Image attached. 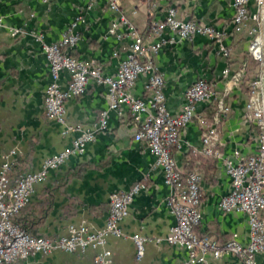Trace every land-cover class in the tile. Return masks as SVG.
<instances>
[{"label":"crops","instance_id":"obj_1","mask_svg":"<svg viewBox=\"0 0 264 264\" xmlns=\"http://www.w3.org/2000/svg\"><path fill=\"white\" fill-rule=\"evenodd\" d=\"M232 1L160 0L155 6L151 0H119V3L144 38L152 21L162 20L167 8L175 6L179 19L203 23L221 32L223 42L233 53L237 48L247 49L250 22L234 31ZM115 15L102 0H0L2 23L25 31L12 36L6 27H0V165L3 156L13 150L9 155L11 164L22 159L24 173L36 171L45 158L69 147L76 135L75 132L62 134L64 125L49 119L45 113L49 63L33 32L43 33L46 42H55L72 29L78 39L69 52L79 60L93 61L104 75L114 76L130 42L128 37L118 39L109 33ZM118 31L124 28L120 26ZM150 40L159 42L153 61L163 77L167 110L178 114L185 103V90L196 80L205 79L215 97L229 106L227 114L220 117L216 147L234 161L238 160L236 152L239 157L253 153L258 142L255 128L246 117V99L230 71L223 75L227 65L217 44L202 34L182 39L169 28ZM148 79V73H141L129 92L137 98L149 96ZM67 83L68 73L63 71L59 85L64 88ZM106 91L105 84L90 80L83 94L64 102L66 123L79 122L94 129L100 113L108 110L107 126L96 131L95 138L85 144L82 153L69 155L64 163L49 170L44 181L34 184L30 199H38L46 191L53 195L51 210L41 229L53 237L65 234L69 224L83 221L91 229H98L105 224L111 193L126 191L141 180L144 186L133 195L127 214L119 221L123 235L106 239L112 264H180L187 255L183 247L153 241L165 236L175 223L166 203L169 190L162 169L153 165L154 155L146 142L134 139L137 126L127 106H120V114L109 109ZM211 101L197 102L196 114L206 116L211 111ZM201 133L202 127L195 117L181 128L180 147L173 151L178 167L187 170L192 166L201 176V219L195 231L219 243L235 233L237 241L246 245L247 214L219 206L221 197L231 190V178L223 159L190 156L193 149L202 146ZM133 233L149 239L140 259L135 257V245L130 238ZM95 253L92 248L83 253L55 250L47 255L30 254L10 264H97ZM256 260L264 264V254H257ZM207 261L208 264H241L239 257L230 253L219 257L208 254Z\"/></svg>","mask_w":264,"mask_h":264},{"label":"built area","instance_id":"obj_2","mask_svg":"<svg viewBox=\"0 0 264 264\" xmlns=\"http://www.w3.org/2000/svg\"><path fill=\"white\" fill-rule=\"evenodd\" d=\"M102 1L116 13L111 20L109 33L118 39L130 38L126 56L114 76L104 75L101 67L93 61L79 60L69 52V48H72L78 39L72 29L65 31L55 42H46L41 32L32 34L35 40L41 43L49 63L50 80L45 89V113L49 119L64 125L62 134L75 132L76 135L69 147L48 156L38 170L24 173L15 178L12 184L6 173L11 166L9 155L14 151L3 156L4 160L0 165V264L19 258L25 259L30 254L47 255L55 250L83 253L88 248L96 250L97 264H112L111 251L105 246L106 239L108 236L123 235L119 221L127 214L133 195L144 186L141 180L126 191L111 193L105 224L98 229H91L83 221L80 224H69L67 232L57 237H33L10 220V217L30 200L35 183L44 181L49 170L64 163L69 155L82 153L85 144L95 138L96 131L106 128L108 110L100 113L94 129L79 122L65 121V100L83 94L90 80L107 86L105 97L109 109H116L120 114L122 113L120 106H127L137 126L134 139L146 142L154 155L153 165L162 169L164 182L169 190L166 203L174 215L175 223L165 236L156 237L153 241L183 247L187 255L180 264H208V254L219 257L224 253L237 255L241 264H258L256 255L264 254V87L261 71L264 0L232 1L233 24L240 30L250 22L247 31L249 36L247 50L250 60L260 64L259 76L248 84L249 94L245 101L246 117L255 128L258 145L257 149L246 157H239V153L236 152L237 161L229 156H223L216 147L219 132L214 121L229 111V106L223 99L219 100L220 109L212 119L196 114L197 102L210 101L215 97V92L207 80L198 79L185 90V103L178 114H171L167 110L162 89L163 77L153 61V54L159 42L150 40L165 28H169L182 39L202 34L215 42L219 54L225 57L230 49L223 42L222 33L203 23L179 19L176 7L169 6L162 20L152 21L150 32L144 38L121 10L119 0ZM158 1L160 0H151V4L155 6ZM1 26L6 27L12 36L25 33L21 27L6 26L0 18ZM120 26L124 31H118ZM245 65L233 74L232 79L236 82ZM63 71L68 73V83L61 88L59 77ZM141 73L149 74L146 87L151 94L145 98L134 97L129 92ZM222 73L228 75V68L225 67ZM227 92L228 90L225 93ZM195 117L202 127V146L193 149L192 153L195 156L223 159L226 172L231 178V190L221 197L219 206L226 211L236 210L247 214L249 241L246 245L237 241L235 233L219 243L216 239L195 231V226L201 219V176L196 170L186 171L178 167L171 151L172 147H180L181 128ZM130 238L135 245V257L140 259L144 255L145 243L149 239L138 233H133Z\"/></svg>","mask_w":264,"mask_h":264},{"label":"trees","instance_id":"obj_3","mask_svg":"<svg viewBox=\"0 0 264 264\" xmlns=\"http://www.w3.org/2000/svg\"><path fill=\"white\" fill-rule=\"evenodd\" d=\"M234 31H236V26L234 25ZM243 41L245 38H242ZM247 45L249 42V36L247 34ZM234 49V48H233ZM236 53V54H235ZM226 61V65L228 70L230 71L231 78L234 73L238 72L244 67V71L241 73L240 78L237 82L239 85L242 94L245 96V99H247L249 94V88L248 84L256 79L259 76L260 73V64L254 63L252 66H248V63L250 61V56L247 49H241L237 48L236 52H231V49L229 51V54L225 57L221 56ZM218 98H213L210 102L211 111L206 114V117L209 119H212L213 116L217 113L218 109ZM216 127L220 124V117L218 120L214 121ZM175 147H172L171 151L173 153ZM190 156L196 157L193 155L192 151L190 152ZM22 159H18L16 162L12 163L10 168L7 170V177L10 181V184L14 181L15 178H18L19 176L23 175V169L22 167ZM188 169L186 171L194 170L192 166H188ZM53 202V195L51 191H46L45 194L40 196L38 199H30L25 205H23L21 208L17 210L11 217L10 220L20 227L22 230H24L26 233L30 234L33 237H53L50 235H47L42 229L41 226L44 224L45 219L49 215V212L52 207ZM22 261L23 259H16L9 262H4L2 264H10L13 262Z\"/></svg>","mask_w":264,"mask_h":264},{"label":"water","instance_id":"obj_4","mask_svg":"<svg viewBox=\"0 0 264 264\" xmlns=\"http://www.w3.org/2000/svg\"><path fill=\"white\" fill-rule=\"evenodd\" d=\"M262 34H263V66H262V81H263V87H264V20L262 25ZM264 102V100H263ZM220 109V105L218 107V110Z\"/></svg>","mask_w":264,"mask_h":264},{"label":"rangeland","instance_id":"obj_5","mask_svg":"<svg viewBox=\"0 0 264 264\" xmlns=\"http://www.w3.org/2000/svg\"><path fill=\"white\" fill-rule=\"evenodd\" d=\"M252 63L254 64L255 62H253L252 60L249 61L248 66H252Z\"/></svg>","mask_w":264,"mask_h":264}]
</instances>
